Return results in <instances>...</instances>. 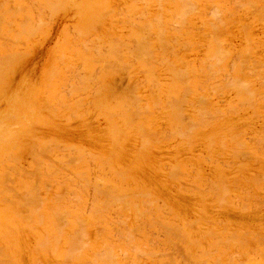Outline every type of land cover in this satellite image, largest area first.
Listing matches in <instances>:
<instances>
[{
    "label": "rangeland",
    "instance_id": "rangeland-1",
    "mask_svg": "<svg viewBox=\"0 0 264 264\" xmlns=\"http://www.w3.org/2000/svg\"><path fill=\"white\" fill-rule=\"evenodd\" d=\"M8 1L0 0L2 4H0L2 7L0 17L3 21L0 19V37L2 38V41L0 39V60L1 63L3 61L8 62H4L3 67L1 65L2 69L0 68L2 73H0L2 77L0 78V80L2 79L0 81V262L5 261L4 264H68V255L72 253L71 255L75 258L72 257L69 264H88L92 261L93 263L89 264H106V262L110 264V255L113 253L118 257L115 259L116 264H244L246 259L245 264L249 262L250 264H264V83L260 84L264 82V75H261L262 77L257 75L258 78L256 75L251 76L253 73L261 72L264 74V19H260L261 16L259 17L258 11L255 10L259 9L257 7L264 6L263 0L261 3L254 2L260 0H249V2L244 0L239 2V6L236 3L239 0H189L190 2L188 0L183 2H181L182 0H10L11 3ZM234 1L235 4H233ZM188 2L189 5L192 4L187 6ZM252 2L256 3L254 4L257 6L256 8L252 6ZM242 3L246 6H240ZM233 5L243 7V9L238 10L236 8L235 10ZM19 6H22L20 7L22 12H17ZM197 6L198 9L194 10V7ZM207 6L208 8H206ZM209 6L210 8L212 6V9H209ZM14 7H17L15 9L17 11L13 9ZM38 7L41 8L38 10ZM190 9H193L192 11L195 13ZM211 10L213 19L209 15ZM259 10L260 13L262 11L264 13L263 9L262 11ZM2 11L6 13L2 14ZM220 11L223 18L225 16L224 21L222 20L224 23L221 21L223 18H219ZM235 12L237 13L235 14ZM254 13L257 15L255 16ZM229 14L231 17H227ZM232 14L237 19L233 18ZM215 18L218 20L213 21ZM228 18L231 19L230 23ZM233 19H235L234 22ZM24 20L26 21V25L23 23L25 27L21 23ZM9 22H11V26ZM212 23L215 30L211 29ZM214 35L215 38H213ZM212 39L214 42H218L214 43ZM219 43H224L223 46L221 44L222 48ZM216 45L220 47L216 56L220 57L221 60V56L225 54L222 60L227 59L226 62L221 60L225 63L223 65L219 58L213 56L217 50L215 49ZM222 49L226 51H222ZM162 52L164 54H160ZM237 54L240 57L237 56L235 59L239 63L234 65L236 60L232 62V59ZM245 54L249 55L248 58ZM228 55L229 57L225 59ZM244 55V58L249 59L247 62L249 66H247L250 68H242L244 64L246 65V61H243ZM3 56H5V60ZM210 56L220 63L218 61L212 62L214 60L211 61ZM162 58L163 60L160 61ZM240 58L243 59V65L240 63ZM252 60L258 63H252ZM191 62L194 63L190 64ZM202 62L205 64L202 65ZM206 63L210 70L218 71L219 77L215 73L216 76L213 80L211 78L214 74H212L213 76L209 75L211 78L207 75L209 71L206 70L208 68ZM215 63L221 64L219 69L222 70H218L219 66L217 67V65L214 67ZM230 63L233 65V69H231ZM186 64L189 66H187L188 68H186ZM168 67L176 71L180 68L181 72L184 69L188 75L185 73L187 76H183L185 71L178 73L173 70L172 72L171 69L167 70ZM193 67L197 71L194 74L197 77H193L191 74L190 70H193ZM200 68L204 71L199 72L202 71ZM254 68L258 69L255 70ZM174 71L176 75H174ZM249 72L250 75H247ZM228 73L230 76L232 74L233 78H230ZM178 74L183 76H179L180 80L183 81V78L186 79L190 76L189 80H193V82L177 80ZM202 74L204 75L202 76ZM225 75L232 79V85L229 83L230 81L227 82L228 84L226 81L223 82L227 78ZM249 76L250 78H243ZM206 78H210L212 81L209 80L207 83L208 79ZM153 80L155 84L152 82ZM217 80L219 81L217 82ZM249 80L250 85L258 89L256 92L254 87L247 84L246 81ZM225 83L227 89H225ZM229 84L234 88L229 86L228 89ZM150 85H153L152 89L149 88ZM223 85L225 88L222 92ZM235 85H238L237 89ZM247 85L254 91L250 89L253 92L247 91L248 94L244 90L240 91L244 86V89L248 90ZM154 86L157 91L159 90L156 93ZM220 87L221 90L216 92ZM235 90L240 95L236 94V96ZM174 91L176 92L174 93ZM214 91L215 94L211 93ZM187 92L191 94L188 95ZM196 92L200 99H198L199 96ZM220 93L222 95H219ZM157 95L160 97L158 98ZM249 95L255 98L250 99ZM182 99L189 102L184 103ZM198 100L201 102H199L200 105ZM140 101L141 103L138 104ZM170 101L173 107L170 105ZM249 101L250 103L247 104ZM133 102L134 104H131ZM196 102L198 105H194ZM158 103L161 104V108ZM219 104H222L221 107ZM202 105L203 107H201ZM232 107H236V111ZM203 108H206L205 111H209L212 115L205 113ZM153 109L155 110L153 111ZM217 109L221 113L217 114ZM132 111L136 114H142L141 117L140 114L139 116L133 115ZM142 112L151 114L143 115ZM129 113L132 115L126 116ZM198 115L201 120L206 117L207 120L204 123H207L202 124L204 128L202 129V122L197 121L200 125L197 124L191 130L192 124L190 123L194 122L193 125L195 126V120H199ZM211 124L214 125L211 127ZM198 126L200 127L198 128ZM177 127H181V129ZM140 131L142 136L146 137L143 138V142H150L148 146L144 147L141 144L143 139H140L142 138L139 135ZM175 131L176 133H174ZM153 133L155 134L152 135ZM223 138L226 139L224 142ZM149 139L151 140L149 141ZM233 140L234 142H231ZM34 143L36 144L34 145L35 149ZM49 150L51 151L48 152ZM79 151L81 152L79 153ZM74 154L75 156H73ZM16 155L18 158L15 157ZM38 155H42L44 158L38 157ZM45 158H49V161ZM73 159H77L74 163L78 161L80 163L73 164ZM99 159L101 160L99 161ZM35 165H41L38 167L39 170L37 166L35 168ZM173 165L181 168L183 166L185 171L181 169L182 174H178L180 168L175 166L176 169ZM172 166L175 169L172 168L171 170ZM19 169L24 170L20 171ZM39 171L41 175L44 173L46 175L41 176ZM168 171H171L172 175L171 173L170 175L173 178ZM16 172H18V176ZM26 172H33L32 175L34 176ZM68 172L72 175H69ZM34 173L41 176L38 177L40 183ZM82 173L85 175H81ZM74 177L80 180L77 181ZM84 178L88 180L87 188L84 187ZM121 178L125 181H122ZM126 178L131 179L126 180ZM35 181L40 184L38 185L39 188H36L37 191L34 188L31 192L33 185L37 186ZM62 185L66 187L64 193L67 194L68 192L69 195L62 194L65 191ZM92 186L96 192H99V195L96 196L98 193L93 191ZM82 188L85 190L84 192ZM100 190H103L102 195H100ZM92 191L94 195L93 193L90 194ZM22 192L25 194L23 195ZM37 192V196L39 195L38 198H41L42 202L39 201L40 199L36 200L31 196L32 194L36 195ZM60 192L64 197L61 196V202L58 201L60 196L55 198L59 203H54L53 197L60 195ZM108 193L117 198L121 196L120 200L124 194L122 202L127 204L128 201L129 204L125 206L126 204L122 202L118 203L120 200L116 201L119 204L116 205L121 208L116 207L115 209L116 205L112 204L115 203L114 200L116 199L107 197L106 194ZM14 194L18 196L15 197ZM134 194L137 196L138 194H145L146 197L143 199L146 198V201L149 202L148 205L144 203L142 205L143 199L140 197L135 198L136 201L134 197L137 196H132ZM50 195L52 196L50 197ZM130 195L131 197H129ZM79 196L80 201L83 200L81 204H78L80 202L78 200L73 201ZM31 197L39 202H33ZM44 198H47L48 201ZM22 199L30 200L27 204H23L24 200ZM95 199L97 201L94 202ZM49 200L54 203V206ZM111 200L112 204L110 203ZM30 201L34 205L32 208L29 207L32 204ZM108 201V205L112 206L105 205ZM91 202L93 206L89 204ZM153 202L155 205L152 204ZM39 203L43 204V207ZM37 204L41 207H39L40 209L35 207L38 206ZM103 205L106 206L105 211H107L106 208L112 211L105 212L103 209L100 212L97 210L99 213L94 211L95 216H92L93 211L89 212L91 209L89 207L92 206L96 210L102 209L101 206ZM144 205H147V208L153 207L154 211L158 207L156 214H149ZM126 207L130 211L125 212L128 215L120 214L123 208L125 209L123 211L127 210ZM134 207L142 212H147L149 215H134ZM63 209L65 216L62 215V217L65 218L60 215L64 214L62 213ZM35 211L38 215L34 213ZM53 212L55 214L60 212L58 214L60 217L56 218L57 216L55 217ZM66 212L69 213L68 216ZM126 215L128 219L130 218L129 220ZM24 216L30 217L31 220L27 217V220L30 221L25 222ZM39 216L43 218L41 219ZM134 216L144 218L141 217L142 220L140 221L141 218L138 217L139 219H137ZM79 217L82 218V222L87 220L85 222L87 227L83 225L84 222L82 224L81 220L78 221ZM13 218L14 220H12ZM55 218L59 222L64 219L65 223H68L67 226L63 224L64 221H61L65 228L57 227L56 223L60 224ZM125 218L128 220V226L126 221L124 224L123 219ZM143 219L147 220L148 227H146V221ZM120 221L121 223L123 221L122 226L118 224ZM152 223H157L156 226H158H153L155 224ZM150 226L154 227V230ZM59 228L63 231V234L60 232L62 234L60 236H58L60 233L57 234ZM133 228H136L137 231H134ZM21 230L23 231L20 232ZM99 230H103L102 233L105 236L102 233L100 234L102 236L98 235ZM74 232L75 235H73ZM117 232L125 238L117 241L121 238ZM123 232L127 233L124 234ZM80 233L82 239L87 238V235L88 239L84 240V238L82 241L81 239H77L78 241L74 239L75 237L78 238ZM44 234L47 239H44ZM127 234H130L129 236L133 239L126 240ZM55 237L57 242L61 238V242L56 244ZM72 239L76 241L71 242L74 247L75 244L80 242L83 244L84 241H88L90 244L86 245L85 242V247L78 244L80 245H77L79 249L77 246L71 248L70 240ZM46 240L50 244L49 246L46 244L50 250L46 246H44L45 249H42L43 244L41 243L45 244ZM130 240L131 242L134 241L131 243ZM150 241L151 244H149ZM69 243L70 245H68ZM104 244L112 249L110 255L106 254L107 250L110 252L109 249H102L105 247ZM110 245H114L113 247L116 249ZM172 245H177L179 251ZM68 246L67 250L66 247ZM132 246L137 252L132 251ZM83 247L85 250L83 249L82 252L80 249ZM87 248L88 250H86ZM72 249H76V251ZM78 251H81L82 254ZM32 252L38 255L32 254ZM75 252L78 253L75 254ZM127 252L129 253L127 254ZM66 253H68L67 256ZM105 254L109 255L110 261L106 259ZM78 255L80 257L77 259L76 256ZM120 255L126 257L124 262ZM137 256H140V259L136 258ZM250 258L254 262H251ZM64 259L66 260L64 261ZM99 259H105L106 262L105 260H103L105 263L101 262ZM118 259L119 261H117ZM2 262L1 264H3Z\"/></svg>",
    "mask_w": 264,
    "mask_h": 264
},
{
    "label": "bare ground",
    "instance_id": "bare-ground-1",
    "mask_svg": "<svg viewBox=\"0 0 264 264\" xmlns=\"http://www.w3.org/2000/svg\"><path fill=\"white\" fill-rule=\"evenodd\" d=\"M9 1H10V0H9ZM9 1H8V2H9ZM45 1H46V0H45ZM163 1H164V0H163ZM183 1H184V0H182L181 2H183ZM188 1H189V0H188ZM191 1H192V0H191ZM240 1L243 2L244 0H239L238 2H236V3H238V6H239V2H240ZM247 1L249 2V0H247ZM4 2L7 3L6 1H4ZM11 2H12V1H10V3H11ZM189 2H190V1H189ZM189 2H188V5H187V6H190V5L192 4V3H191V4L189 5ZM245 2H246V1H245ZM254 2H256V3H259V2H260V3H261V0L258 1V2H257V1H254ZM193 3H194V2H193ZM250 3H251V1H250ZM256 3H253V2H252V4H253L252 6L255 7V8H256L257 6H256V5L254 6V4H256ZM262 3H263V5H264V0L262 1ZM0 4H1V3H0ZM33 4H34V2H33ZM186 4H187V2H186ZM186 4H185V5H186ZM233 4H235V1L233 2ZM1 5H2V4H1ZM34 5H36V4H34ZM181 5H182V4H181ZM242 5H243L244 7L246 6V4L244 5V3H242L240 6H242ZM247 5H251V4H247ZM39 6H40V5H39ZM195 6H196V5H195ZM233 6H235V10H236V8H237L238 10L243 9V7L241 8V7H238V6H236V5H233ZM17 7H18V6H17ZM17 7H16V8H17ZM20 7H22V6H19V11L15 10V9H16L15 7H14L13 9H14L15 11H17V12H22V11H20ZM41 7H43V5H41ZM41 7H40V8H41ZM191 7H192V6H191ZM214 7H216V6H214ZM261 7H264V6H261ZM261 7H257V8L261 9V11H262V9L264 10V8H261ZM40 8L38 7V10H39ZM158 8H159V7H158ZM180 8H181V7H180ZM185 8H186V7H185ZM206 8H208V6H207ZM240 8H241V9H240ZM0 9H2V7H0ZM21 9H22V8H21ZM42 9H43V8H42ZM195 9H198V6H197L196 8L194 7V10H195ZM209 9H212V6H211V8H210V6H209ZM213 9H214V8H213ZM259 9H255V10H256V12L258 11V15H259V17L261 16L260 19L262 18V20H263V19H264V16L262 17V15H263L264 13H263V11H262V12H261L262 15H261ZM182 10H183V9H182ZM190 10L192 11L193 9H190ZM214 10H215V9H214ZM217 10H218V8H217ZM226 10H227V9H226ZM226 10H224V11L227 12ZM252 10H253V9H252ZM252 10H251V11H252ZM255 10H254V11H255ZM24 11H25V9H24ZM222 11H223V10H222ZM8 12H9V11H8ZM13 12H14V11H13ZM43 12H44V11H43ZM43 12H42V13H43ZM45 12H46V11H45ZM188 12H189V13H192L193 11H192V12L188 11ZM198 12H199V11H198ZM198 12H196V13H198ZM211 12H212V10L209 12V13H210L209 15L212 16V19H213L214 16H213V14H212ZM214 12H215V11H214ZM220 12H221V11H220ZM238 12H239V11H238ZM5 13H6V12H5ZM5 13H3V11H2V14H5ZM185 13H186V12H185ZM193 13H195V12H193ZM193 13H192V14H193ZM218 13H219V11H218ZM236 13H237V12H235V14H236ZM239 13H240V12H239ZM252 13H253V11L251 12V14H252ZM259 13H260V14H259ZM37 14H39V13H37ZM159 14H160V12H159ZM211 14H212V15H211ZM227 14H228V12H227ZM254 14H255V16L257 15V13H254ZM43 15H44V14H43ZM209 15H208V16H209ZM221 15H222V12H221L220 15H219L220 17H219V16H218V17H219V18H221V17L223 18V15H222V16H221ZM232 15H233V14H232ZM252 15H253V14H252ZM228 16L231 17L230 14L227 15V17H228ZM23 17H26V16H23ZM29 17H31V16H29ZM37 17H38V16H37ZM42 17H44V16H42ZM157 17H158V16H157ZM216 17H217V16H216ZM230 17H229V18H230ZM232 17L234 18L235 16L233 15ZM38 18H39V17H38ZM159 18H160V17H159ZM185 18H186V17H185ZM224 18H225V16H224ZM224 18L221 19V21H222V20L224 21ZM229 18H228V20H229ZM235 18H236V17H235ZM0 19H1V21H2V18H1V17H0ZM174 19H175V18H174ZM236 19H237V18H236ZM22 20H23V19H22ZM178 20H179V19H178ZM216 20H218V18H217V19L215 18L213 21H216ZM230 20H231V19H230ZM230 20H229V23H230ZM18 21H19V20H18ZM31 21H32V20H31ZM223 21H222V22H223ZM232 21L234 22L235 19H233ZM2 22H3V21H2ZM218 22H220V21H218ZM21 23H22V25H23V23H25V25H26V21H25V20L22 21ZM30 23H31V22H30ZM159 23H160V22H159ZM223 23H224V22H223ZM223 23H222V24H223ZM229 23H228V24H229ZM2 24H3V23H2ZM161 24H162V23H161ZM180 24H181V23H180ZM196 24H197V23H196ZM218 24H220V23H218ZM222 24H221V26H222ZM9 25L11 26V22H9ZM9 25H7V26H9ZM202 25H203V24H202ZM224 25H226V24H224ZM261 25H262V24H261ZM10 26H9V28H11ZM23 26H24V25H23ZM31 26H32V25H31ZM33 26H34V25H33ZM177 26H178V25H177ZM187 26H188V25H187ZM210 26H211V29H212V28H213V27H212V26H213V23H212V25H210ZM241 26H242V25H241ZM21 27H22V26H21ZM24 27H25V26H24ZM178 27H179V26H178ZM180 27H181V26H180ZM183 27H185V26H183ZM160 28H161V27H160ZM176 28H177V27H176ZM200 28H201V27H200ZM216 28H218V27H216ZM29 29L32 30L30 27H29ZM139 29H140V28H139ZM189 29H193V28H189ZM213 29H214V28H213ZM242 29H243V31H244V28H242ZM34 30H35V29H34ZM34 30H33V31H34ZM170 30H171V29H170ZM195 30H197V29H195ZM201 30H203V29H201ZM214 30H215V29H214ZM10 31L13 32L14 30H10ZM10 31H9V32H10ZM164 31H165V30H164ZM175 31H176V30H175ZM246 31H247V30H246ZM27 32H28V31H27ZM177 32H178V31H177ZM163 33H164V32H163ZM243 33H244V32H243ZM14 34H15V33H14ZM19 34H20V32H19ZM19 34H18V35H19ZM213 34H214V31H213ZM162 36H163V35H162ZM180 36H181V35H180ZM160 37H161V36H160ZM215 37H216V36L214 35L213 38H215ZM0 39H1V41H2V38H1V37H0ZM3 39H4V38H3ZM6 39H7V38H6ZM174 39H175V37H174ZM163 40H164V39H163ZM212 40H213V39H212ZM247 40L250 41V39H247ZM3 41H4V40H3ZM164 41H165V40H164ZM164 41H163V42H164ZM170 41H171V40H170ZM176 41H177V40H176ZM6 42H7V41H6ZM15 42H16V41H15ZM137 42H138V41H137ZM147 42H148V41H147ZM213 42H214V40H213ZM215 42H218V41H215ZM215 42H214V43H215ZM3 43H4V42H3ZM17 43H18V41H17ZM168 43H169V42H168ZM18 44H19V43H18ZM141 44H142V43H141ZM195 44H196V42H195ZM221 44H222V43H221ZM221 44L219 43L220 47L222 48V46H223L224 43L222 44V46H221ZM249 44H250V43H249ZM249 44H248V45H249ZM3 45H5V44H3ZM19 45H20V44H19ZM193 45H194V44H193ZM193 45H192V47H193ZM217 45H218V44H217ZM217 45H216V48H215V49H217V50H216V51L214 50V51H215V55H213V56H216V52H218V51L220 50V47L217 46ZM251 45H252V44H251ZM147 46H148V45H147ZM162 46H163V45H162ZM197 46H200V45H197ZM143 47H144V46H143ZM179 47H180V46H179ZM203 47H204V46H203ZM183 48H184V47H183ZM183 48H182V49H183ZM185 48H186V47H185ZM201 48H202V47H201ZM201 48H200V49H201ZM168 49H169V48H168ZM190 49H191V47H190ZM190 49H189V50H190ZM202 49H203V48H202ZM229 49H231V48H229ZM250 49H253V48H250ZM171 50H172V49H171ZM189 50H188V51H189ZM212 50H213V47H212ZM223 50H224V49H222V51H223ZM222 51H220V53H222ZM224 51H226V50H224ZM229 51H230V50H229ZM232 51H233V50H232ZM249 51H250V50H249ZM186 52H187V51H186ZM227 52H228V50H227ZM11 53H12V52H11ZM140 53H141V52H140ZM147 53H148V52H147ZM169 53H170V52H169ZM223 53H225V52H223ZM247 53H248V52H247ZM15 54H16V53H15ZM15 54H14V57H15V59H16ZM142 54H143V53H142ZM151 54H152V53H151ZM160 54H164V53L162 52V53H160ZM212 54H214V53H212ZM212 54H211V55H212ZM217 54H219V53H217ZM229 54H230V53H229ZM248 54H249V53H248ZM248 54H247V55L245 54L247 58H248V56H249ZM148 55H150V54H148ZM174 55H176V54L174 53ZM230 55H232V54H230ZM245 55L243 56V58L245 57ZM159 56H160V55H159ZM219 56H221V55L219 54ZM223 56H225V54H224ZM223 56H221V60H222V58H224ZM237 56L240 57V55L237 54L236 56H234V59L231 58V59H232V62H233L234 60H236L235 57L237 58ZM6 57H7V56H6ZM175 57H177V55H176ZM207 57H208V56H207ZM216 57H217V56H216ZM216 57H215V58H216ZM227 57H229V55L226 56L225 59H226ZM3 58H4V60L6 59L5 56H3ZM163 58H164V57H163ZM163 58H162L160 61H162ZM197 58H198V57H197ZM218 58H219V60H220V57H217V59H218ZM241 58H242V57H241ZM241 58H240V59H241ZM247 58H244V60L241 59V61H240V63H241L242 65H243L242 60H243V61H246V62H245L246 65L244 64V67H243L242 65L239 64L240 66H242L243 69H246L245 67L250 68V67H248V66H249V65H248L249 63L247 64V62H248V60H249V59H247ZM250 58H251V57H250ZM12 59H13V58H12ZM151 59H152V58H151ZM153 59H154V58H153ZM164 59H165V58H164ZM207 59H209V57H208ZM217 59L214 60V59L210 56V60H211V61L214 60V61H212V62H215V61L217 62V61H218ZM2 60H3V59H2ZM16 60H17V59H16ZM168 60H169V59H168ZM205 60H206V59H205ZM210 60H209V61H210ZM221 60H220V61H221ZM226 60H227V59H226ZM226 60H222V61H225V62H226ZM238 60H239V59H238ZM146 61H147V60H146ZM152 61H153V60H152ZM206 61H208V60H206ZM211 61H210V63H211ZM222 61H221V62H222ZM1 62H2V61L0 60V68H1V65H2V67H3V65H4L5 63H8L7 61H6V62L3 61V63L5 62L4 64L1 63ZM163 62H164V61H163ZM180 62H182V61H180ZM218 62H219V61H218ZM230 62H231V61H230ZM232 62H231V63H232ZM235 62H236V63H234V65H236L237 62L239 63V61H237V60H236ZM251 62H252V63H253V62L258 63V62L253 61V60H252ZM160 63H162V62H160ZM186 63L188 64V62H186ZM192 63H194V62H191L190 64H192ZM203 63L205 64V62H202V65H203ZM219 63H220V62H219ZM219 63H217V64L215 63V66H214V67H216V65H217V67L219 66V67H218V70H222V69H219V68H220L221 64L223 65L224 62H222L221 64H219ZM231 63H230V64H231ZM252 63H251V64H252ZM260 63H261V62H260ZM163 64H164V63H163ZM171 64H172V62H171ZM187 64H186V68L189 67ZM190 64H189V65H190ZM206 64H207V63H206ZM218 64H219V65H218ZM224 64H225V63H224ZM232 64H233V63H232ZM232 64L230 65L231 67L233 66ZM160 65H161V64H160ZM180 65H181V64H180ZM199 65H200V64H199ZM210 65H211V64H210ZM239 65H238V66H239ZM247 65H248V66H247ZM260 65H261V64H260ZM187 66H188V67H187ZM206 66L208 67V64H207ZM240 66H239V67H240ZM151 67H152V66H151ZM174 67H175V66H174ZM190 67H191V66H190ZM203 67H204V66H203ZM231 67H230V68H231ZM184 68H185V67H184ZM191 68H192V67H191ZM1 69H2V68H1ZM169 69H171L172 72H173V70H175V69H172V68H169V67H168L167 70H169ZM179 69H180V68H179ZM179 69H177L178 71H176V70H175V71L179 73V71L181 70V69H180V70H179ZM201 69H202V68H200V70H201ZM207 69H208V70H207ZM211 69H212V68H211ZM216 69H217V68H216ZM231 69H233V67H232ZM231 69H230V70H231ZM243 69H242V70H243ZM254 69L256 70V69H258V68H254ZM206 70L209 71L208 74H207L208 76H209V75L211 76L212 74H214V76L212 75V76H213L212 78L209 76L211 79H213V78L216 76V74H217V75L219 74L218 71H217V72H214L213 69L210 70V67L206 68ZM242 70H241V71H242ZM247 70H248V69H247ZM251 70H253L252 67H251ZM260 70H261V69L259 68V71H260ZM175 71H174V72H175ZM184 71H185V72H184ZM190 71H191V74H193V75H192L193 77L196 76V75H194V74L197 73V71L194 70V67H193V70L191 69ZM194 71H195V72H194ZM203 71H204V70L202 69V71H199V72H203ZM210 71H211L212 73H211ZM231 71H232V70H231ZM231 71H229V73H231ZM249 71H250V69H249ZM176 72L174 73V75H176ZM183 72H184V75H183V76H187V75H188V73H187L186 70L183 69L182 72L180 71V73H183ZM193 72H194V73H193ZM213 72H214V73H213ZM222 72L224 73V71H222ZM253 72H254V71H253ZM253 72H252V73H253ZM262 72H263V71H262ZM0 73H1V72H0ZM185 73H186L187 75H186ZM215 73H216V74H215ZM229 73H228V74H229ZM260 73H261V72H260ZM260 73H258V74L253 73V75L251 74V76H254V75H256V76H257V75H259V76L262 75V76H263V75H264V74H262V73L260 74ZM1 74H2V73H1ZM171 74H172V73H171ZM240 74H242V72H240ZM152 75H153V74H152ZM203 75H204V74H202V76H203ZM247 75H250V72H249V74H247ZM247 75H246V76H247ZM7 76H8V75H7ZM79 76H80V75H79ZM179 76H182V75H179V74H178V78H177V76H175V77L177 78V80L182 81V79H181V80L179 79ZM183 76H182V77H183ZM202 76H201V77H202ZM226 76H227V78H226ZM229 76H230V74H229ZM229 76H228V75H225L226 80H224V79H225V78H224V79H223V80H224L223 82H225V81H226V83L229 82V81H230L229 83L233 82L232 79H230V78H233L232 74H231L230 78H229ZM243 76H244V75H243ZM262 76H261V77H262ZM170 77H171V76H170ZM170 77H169V78H170ZM182 77H181V78H182ZM189 77H190V76H188V78L185 77L186 79L183 78V81H182V82H184V81H185V82L188 81V80L191 78V77H190V78H189ZM196 77H197V76H196ZM201 77H200V78H201ZM218 77H219V75H218ZM261 77H260V78H261ZM0 78H2V77L0 76ZM82 78H84V77H82ZM202 78H204V77H202ZM210 78H206V79H208V81L206 80L207 83L209 82ZM243 78H250V76H249V77H243ZM243 78L241 77V79H243ZM257 78H258V76H257ZM257 78H256V80H259V79H257ZM84 79H85V78H84ZM154 79H155V78H154ZM229 79H230V80H229ZM1 80H2V79H1ZM1 80H0V81H1ZM155 80H156V79H155ZM213 80H214V79H213ZM227 80H228V81H227ZM234 80H235V79H234ZM5 81H6V80H5ZM189 81H191V80H189ZM189 81H188V83H189ZM206 81H204V82H206ZM210 81H212V80H210ZM218 81H219V80H217V82H218ZM260 81L262 82L261 79H260ZM263 81H264V78H263ZM139 82H142V81H139ZM145 82H146V81H145ZM152 82L154 83V80H153ZM177 82H178V81H177ZM191 82H193V80H192ZM246 82H247V84H249V86H251V85H250V80H249V81H246ZM248 82H249V83H248ZM207 83H206V84H207ZM226 83H225L226 88L224 87L225 85H223L222 90H221V87H220V89H217V88H218V87H217V88H216V89H217L216 92H218V90H221V91L223 92V91H224V88L227 89V84H228V83H227V84H226ZM263 83H264V82H262V83H260V84L262 85ZM83 84H84V83H83ZM86 84H87V83H86ZM135 84H136V83H135ZM154 84H155V83H154ZM154 84H153V85H154ZM176 84H177V83H176ZM184 84H186V83H184ZM191 84H192V83H191ZM204 84H205V83H204ZM234 84H235V83H234ZM237 84H238V83H237ZM251 84H252V83H251ZM260 84H259V88H260ZM69 85H70V84H69ZM153 85H152V86L150 85L149 88H151V87L153 88ZM181 85H182V84H181ZM187 85H188V84H187ZM231 85H232V83H231ZM244 85H246V83H244ZM256 85H257V84H256ZM6 86H7V85H6ZM73 86H74V85H73ZM157 86H158V84H157ZM229 86H230V84L228 85V89H229L230 87H231L232 89L234 88V86H233V87H232V86L229 87ZM235 86H236V85H235ZM247 86H248V85H247ZM247 86H246V88H247ZM249 86H248V88H249ZM176 87H177V86H176ZM188 87H190V86H188ZM202 87H203V86H202ZM237 87H238V85L236 86V89H237ZM239 87H241V86H239ZM244 87H245V86H244ZM244 87H243V89H241L240 91L244 90V91H246V93L248 94L247 91H250L251 88H249V89L247 90V89H244ZM251 87H254V86L252 85ZM69 88H70V87H69ZM152 88H151V89H152ZM154 88H155V90H156L155 93L159 91V90L157 91V89H156L155 86H154ZM203 88H204V87H203ZM209 88H210V87H209ZM241 88H242V87H241ZM254 88H255V87H254ZM186 89H187V88L185 87V90H186ZM212 89L214 90V88H212ZM212 89H211V90H212ZM256 89H257V88H255V92H256ZM173 90H174V88L172 89V91H173ZM176 90H177V89H176ZM185 90H184V91H185ZM200 90H201V89H200ZM200 90H199V92H200ZM213 90H212V91H213ZM230 90H231V89H230ZM251 90H253V89H251ZM257 90H258V89H257ZM109 91H110V90H109ZM150 91H151V90H150ZM253 91H254V90H253ZM253 91H250V92H253ZM175 92H176V91H174V93H175ZM177 92H178V91H177ZM231 92H232V91H231ZM71 93H72V92H71ZM168 93H169V92H168ZM187 93H188V95H190V94L193 93V92L191 91V93H190V92H187ZM203 93H204V90H203ZM211 93H214V94H215V91H214V92H211ZM263 93H264V92H263ZM263 93H262V94H263ZM150 94H151V93H150ZM196 94L198 95L197 92H196ZM236 94H239V93H237L236 90H235V95H236ZM68 95H69V94H68ZM127 95H128V93H127ZM151 95H152V94H151ZM185 95H186V94H185ZM216 95H218V94H216ZM219 95H222V94L220 93ZM239 95H240V94H239ZM242 95H243V93H242ZM253 95H254V94H253ZM157 96H158V95H157ZM195 96H196V95H195ZM198 96H199V95H198ZM202 96H203V95H202ZM206 96H207V94H206ZM236 96H237V95H236ZM249 96H250V95H249ZM254 96H256V95H254ZM159 97H160V95L158 96V98H159ZM250 97H251L250 99H254V98H255V97L253 98L252 96H250ZM167 98H168V97H167ZM187 98H188V97H187ZM187 98H186V99H187ZM219 98H220V96H219ZM245 98H246V97H245ZM262 98H263V97H262ZM130 99H131V98H130ZM130 99H129V100H130ZM136 99H137V98H136ZM154 99H155V98H154ZM171 99H172V98H171ZM186 99H185V100H186ZM198 99H200V96H199ZM203 99H204V98H203ZM203 99H201V100H203ZM208 99H209V98H208ZM246 99H247V98H246ZM250 99H249V100H250ZM260 99H261V97H260ZM132 100H133V99H132ZM134 100H135V99H134ZM173 100H174V99H173ZM173 100H172V101H173ZM205 100H206V99H205ZM209 100H210V99H209ZM211 100H212V99H211ZM261 100H262V99H261ZM67 101H68V100H67ZM153 101H154V100H153ZM156 101H157V100H155V102H156ZM180 101H181V100H180ZM182 101L185 103L187 100L184 101V100L182 99ZM247 101H248V99H247ZM250 101H253V100H250ZM250 101L247 102V104L250 103ZM263 101H264V100H263ZM130 102H131V101H130ZM135 102H136V101H135ZM161 102H162V101H161ZM183 102H182V103H183ZM188 102H189V101H187V103H188ZM197 102L199 103L200 100H198ZM197 102H196L194 105H196V104L198 105ZM204 102H205V101H204ZM140 103H141V101H140L138 104H140ZM156 103H157V102H156ZM175 103H176V102H175ZM187 103H186V104H187ZM191 103H192V102H191ZM191 103H190V104H191ZM200 103H201V102H200ZM200 103H199V105H200ZM202 103H203V101H202ZM251 103H252V102H251ZM126 104H127V103H126ZM131 104H134V102L131 103ZM138 104H137V105H138ZM159 104H160V103H158V106H160V108H161V104H160V105H159ZM205 104H206V103H205ZM152 105H156V104H152ZM170 105L172 106L171 101H170ZM219 105H220V104H219ZM221 105H222V104H221ZM221 105H220V107H221ZM254 105H255V104H254ZM254 105H253V106H254ZM145 106H146V105H145ZM167 106H168V105H167ZM167 106H166V107H167ZM171 106H170V108L173 107V106H172V107H171ZM176 106H177V105H176ZM178 106H179V105H178ZM178 106H177V107H178ZM191 106H192V104H191ZM191 106H190V107H191ZM241 106H242V105H241ZM136 107H137V106H136ZM168 107H169V106H168ZM201 107H203V105H202ZM214 107H215V106H214ZM124 108H126V107H124ZM130 108H131V107H130ZM134 108H135V106H134ZM141 108H142V107H141ZM157 108H158V107H157ZM195 108H196V107H195ZM135 109H136V108H135ZM143 109H145V108H143ZM143 109H141V110H143ZM148 109H150V108H148ZM201 109H202V108H201ZM203 109H204V108H203ZM205 109H206V108H205ZM205 109H204V112H205V113H209V111H205ZM230 109H231V108H230ZM232 109H233V110L235 109L234 111H236L237 108H236V107H235V108L232 107ZM126 110H127V109H126ZM150 110H151V109H150ZM154 110H155V109H153V111H154ZM169 110H171V109H169ZM199 110H200V109H199ZM206 110H207V109H206ZM241 110H242V109H241ZM130 111H131V109H130ZM130 111H129V112H130ZM138 111H139V110H138ZM158 111H160V110H158ZM200 111H201V110H200ZM202 111H203V110H202ZM216 111H217V114L220 112L218 109H217ZM216 111H215V112H216ZM234 111H233V112H234ZM121 112H122V111H121ZM126 112H127V111H126ZM132 112H133V111H132ZM139 112H140V111H139ZM147 112H148V111H147ZM195 112H197V111H195ZM227 112H230V111H227ZM253 112H254V111H253ZM142 113H144L143 115L151 114V113H146V112H142ZM180 113H181V112H180ZM220 113H221V112H220ZM222 113H223V112H222ZM236 113H237V112H236ZM132 114L134 115V114H136V113L133 112ZM132 114L129 113V114H126V116H127V115L129 116V115H132ZM139 114H140V113L136 114V116H139ZM177 114H178V113H177ZM210 114H211V113H209V115H210ZM215 114H216V113H215ZM234 114H235V113H234ZM141 115H142V114H140V117H141ZM179 115L181 116V114H179ZM211 115H212V114H211ZM222 115H223V114H222ZM222 115H219V116L222 117ZM253 115H255V114H253ZM72 116H73V115H72ZM124 116H125V115H124ZM126 116H125V119H126ZM196 116H197V115H196ZM206 116L208 117V115H206ZM213 116H214V115H213ZM130 117H131V116H130ZM188 117H189V116H188ZM215 117L217 118V116H215ZM215 117H214V118H215ZM253 117H255V116H253ZM122 118H123V117H122ZM131 118H132V117H131ZM131 118H129V119H131ZM137 118H138V117H137ZM190 118H191V117H190ZM194 118H195V117H194ZM199 118H200V117H199V115H198V119H199ZM216 118H215V120H216ZM225 118H227V117H225ZM132 119H133V118H132ZM209 119H210V117H209ZM209 119H208V122H209ZM218 119L220 120V118H218ZM222 119H223V118H222ZM74 120H75V119H74ZM186 120H187V119H186ZM191 120H192V119H191ZM199 120H201V119H199ZM199 120H195V121H196V122H195V126L193 125L194 122L190 123V124H192L191 127H190L191 130H193V128L196 127V125L198 124V122H202V123H201V126H202L201 128L204 129L202 124H206V123H207V122L204 123V122L207 120L206 117H205L203 120H201V121H199ZM129 121H130V120H129ZM197 121H198V122H197ZM212 121H213V118H212ZM180 122H181V121H180ZM186 122H187V121H186ZM189 122H190V121H189ZM182 123H183V122H182ZM209 123H210V122H209ZM217 123H218V122H217ZM183 124H184V123H183ZM188 125H189V124H188ZM198 125H200V123H199ZM213 125H214V124H213ZM213 125L211 124V127H212ZM139 127H140V126H139ZM184 127H185V126H184ZM186 127H187V125H186ZM192 127H193V128H192ZM199 127H200V126H198V128H199ZM127 128H128V127H127ZM177 128H178V129H179V128L181 129V127H177ZM190 128H189V129H190ZM191 130H190V131H191ZM137 131H138V130H137ZM141 131H142V130H141ZM141 131H140V134H139V135L142 136L143 134L141 133ZM179 131H181V130H179ZM184 131H185V129H184ZM145 132H146V131H145ZM157 133H158V132H157ZM172 133H173V132H172ZM174 133H176V131H175ZM181 133H182V131H181ZM184 133H185V135H186V132H184ZM184 133H183V134H184ZM148 134H149V132H148ZM154 134H155V133H153L152 135H154ZM240 134H242V133H240ZM144 135H146V134H144ZM156 135H157V134H156ZM173 135H174V134H173ZM175 135H176V134H175ZM175 135H174V136H175ZM179 135H180V133H179ZM185 135H184V136H185ZM236 135H237V134H236ZM247 135H249V134H247ZM161 136H163V135H161ZM188 136H189V135H188ZM238 136H239V135H238ZM138 137H139V136H138ZM182 137H183V135H182ZM182 137H181V138H182ZM223 137H224V136H223ZM143 138H146V137L142 136V138H140V139H143ZM148 138H149V136H148ZM169 138H170V137H169ZM179 138H180V137H179ZM45 139H46V138H45ZM159 139H161V138H159ZM187 139H188V138H187ZM218 139H219V138H218ZM223 139H224V140H223ZM223 139H222V140H223V142H224L226 139H225V138H223ZM237 139H238V138H237ZM262 139H263V138H262ZM23 140H24V139H23ZM145 140H146V139H145ZM150 140H151V139H149V141H150ZM155 140H156V139H155ZM157 140H158V138H157ZM165 140H166V139H165ZM167 140H168V139H167ZM230 140H231V139H230ZM143 141H144V139L142 140V142H143ZM153 141H154V139H153ZM159 141H160V140H159ZM216 141H217V140H216ZM221 142H222V141H221ZM231 142H234V140L231 141ZM136 143H137V142H136ZM140 143H141V142H140ZM254 143H255V142H254ZM51 144H52V143H51ZM141 144H143L144 147H145V146H148V145L150 144V142L148 143V141H146V142H143V143H141ZM219 144H221V143L219 142ZM223 144H224V143H223ZM229 144H230V143H229ZM239 144H240V143H239ZM262 144H263V143H262ZM31 145H32V144H31ZM34 145H36V144H35V143L33 144V147H34V149H35V146H34ZM49 145H50V144H49ZM169 145H170V144H169ZM225 145H226V143H225ZM245 145H246V144H245ZM23 146H24V145H23ZM29 146H30V145H29ZM50 146L53 147L52 145H50ZM55 146H56V145H55ZM81 146H82V145H81ZM141 146H142V145H141ZM141 146H140V147H141ZM238 146H239V145H238ZM258 146H259V145H258ZM261 146H262V145H261ZM61 147H62V146H61ZM136 147H137V146H136ZM140 147H138V148H140ZM224 147H225V146H224ZM245 147H246V146H245ZM13 148H14V147H13ZM29 148H30V147H29ZM142 148H143V146H142ZM225 148H226V147H225ZM240 148H241V147H240ZM246 148H247V147H246ZM246 148H245V149H246ZM262 148H263V147H262ZM21 149H22V148H21ZM24 149H25V148H24ZM36 149H37V148H36ZM44 149H45V148H44ZM55 149H57V148H55ZM59 149H61V148H59ZM71 149H72V148H71ZM227 149H228V148H227ZM62 150H63V149H62ZM65 150H66V148H65ZM237 150H239V149H237ZM46 151H47V150H46ZM50 151H51V150H49L48 152H50ZM58 151H60V150H58ZM63 151H64V150H63ZM69 151H70V150H69ZM23 152H24V151H23ZM26 152H27V151H26ZM70 152H71V151H70ZM80 152H81V151H79V153H80ZM140 152H141V151H140ZM246 152H247V151H246ZM21 153H22V152H21ZM37 153H38V152H37ZM71 153H72V152H71ZM88 153H89V152H88ZM27 154H28V153H27ZM36 155H37V154H36ZM58 155H59V154H58ZM236 155H237V154H236ZM251 155H252V154H251ZM253 155H254V154H253ZM8 156H9V155H8ZM28 156H29V155H28ZM33 156H34V155H33ZM39 156L42 157V155H38V157H39ZM45 156H46V155H45ZM64 156H65V155H64ZM64 156H63V157H64ZM73 156H75V154H74ZM15 157L18 158L17 155H16ZM31 157H32V156H31ZM46 157H47V156H46ZM88 157H89V155H88ZM35 158H37V157H35ZM42 158H44V156H43ZM81 158H82V156H81ZM93 158H94V157H92V159H93ZM237 158H238V157H237ZM7 159H8V158H7ZM45 159H47V158H45ZM48 159H49V158H48ZM48 159H47V160H48ZM18 160H21V159H18ZM22 160H23V159H22ZM33 160H34V159H33ZM43 160H44V159H43ZM93 160H94V159H93ZM100 160H101V159H99V161H100ZM110 160H111V159H110ZM2 161H3V160H2ZM48 161H49V160H48ZM48 161H47V162H48ZM50 161H51V160H50ZM74 161H77V159H76V160L73 159V161H72L73 164H76V165H77L78 163L81 162V159L79 158V161H80V162L78 161L77 163H74ZM107 161H108V160H107ZM111 161H112V160H111ZM215 161H216V160H215ZM240 161H241V160H240ZM14 162H15V161H14ZM36 162H37V161H36ZM67 162H68V161H67ZM67 162H65V163H67ZM90 162H91V161H90ZM104 162H106V161H104ZM220 162H221V161H220ZM255 162H256V161H255ZM16 163H17V162H16ZM33 163H35V162L33 161ZM37 163H39V162H37ZM49 163H51V162H49ZM54 163H55V162H54ZM65 163H64V165H65ZM68 163H69V162H68ZM39 164H40V163H39ZM62 164H63V163H62ZM69 164H70V165H73V164H71V163H69ZM105 164H106V163H105ZM160 164H161V163H160ZM205 164H206V163H205ZM208 164H209V163H208ZM233 164H234V163H233ZM18 165H19V164H18ZM41 165H42V164H41ZM41 165H39V166H41ZM56 165H57V163H56ZM56 165H55V166H56ZM59 165H60V164H59ZM109 165H110V164H109ZM236 165H237V164H236ZM19 166H20V165H19ZM19 166H18V167H19ZM36 166H37V165H35V168H36ZM39 166H37V169H38ZM62 166H63V165H62ZM73 166H74V165H73ZM106 166H107V165H106ZM173 166H174V167L176 166L177 168L179 167V166H177V165H173ZM173 166L170 168L171 170H172V168H174ZM14 167H15V166H14ZM57 167H58V166H57ZM176 167H175V168H176ZM226 167H227V166H226ZM12 168H13V167H12ZM64 168H65V167H64ZM101 168H102V167H101ZM106 168H108V167H106ZM175 168H174V169H175ZM177 168H176V169H177ZM179 168H180V169H178V170H179L180 172H179L178 174H180L182 170L185 171V170L183 169V168H184L183 166H182V168H181V167H179ZM231 168H232V167H231ZM10 169H11V168H10ZM55 169H56V168H55ZM59 169H60V167H59ZM170 169H169V170H170ZM181 169H182V170H181ZM238 169H239V168H238ZM14 170H15V169H14ZM19 170H20V169H19ZM23 170H24V169H22V170H20V171H23ZM38 170H39V169H38ZM61 170H62V169H61ZM64 170H65V169H64ZM66 170H67V169H66ZM66 170H65V171H66ZM11 171H13V169H11ZM35 171H36V170H35ZM58 171H59V170H58ZM183 171H182V172H183ZM37 172H38V171H37ZM39 172H40V171H39ZM168 172H169V175H170L171 171H168ZM173 172H174V170H173ZM192 172H194V171H192ZM22 173H23V172H22ZM24 173H25V172H24ZM26 173H27V172H26ZM53 173L55 174L56 172H53ZM53 173H51V175H53ZM57 173H58V172H57ZM68 173H69V172H68ZM114 173H116V172H114ZM121 173H122V172H121ZM121 173H120V174H121ZM124 173H125V172H124ZM27 174H29V175L31 174V175H32L33 172H32V173L30 172V173H27ZM34 174H35V173H34ZM39 174L41 175V172H40ZM181 174H182V173H181ZM16 175L18 176V172H16ZM40 175L38 176V175L35 174V176H37L36 178L41 177V176H45L46 174L44 173L43 175H41V176H40ZM56 175H57V174H56ZM69 175H72V174L69 173ZM81 175H83V173H82ZM84 175H85V173H84ZM84 175H83V176H84ZM125 175H126V174H125ZM171 175H172V173H171ZM171 175H170V176H171ZM174 175H175V174H174ZM176 175H177V174H176ZM14 176H15V174H14ZM32 176H34V175H32ZM47 176H49V175H47ZM47 176H46V177H47ZM73 176H74V175H73ZM73 176H72V177H73ZM76 176H77V175H76ZM79 176H80V175H79ZM23 177H24V174H23ZM26 177H27V176L25 175V178H26ZM50 177H51V176H50ZM60 177H61V176H60ZM117 177H118V174H117ZM171 177H172V176H171ZM197 177H198V175H197ZM7 178H8V177H7ZM14 178H15V177H14ZM32 178H33V177H32ZM74 178H75V177H74ZM118 178H119V177H118ZM118 178H117V179H118ZM172 178H173V177H172ZM26 179H27V178H26ZM28 179H29V178H28ZM75 179H76V178H75ZM86 179H87V178H84V180H85V181H84V182H85V186H84V187L88 186V180H86ZM121 179H122V178H121ZM128 179H131V178H128ZM128 179L126 178V180H128ZM257 179H258V178H257ZM76 180H77V179H76ZM78 180H80V179H78ZM78 180H77V181H78ZM200 180H201V179H200ZM255 180H256V179H255ZM10 181H11V180H10ZM17 181H18V180H17ZM37 181L39 182V178L37 179ZM52 181H53V180H52ZM67 181H68V180H67ZM81 181H82V180H81ZM122 181H125V180L122 179ZM132 181H133V180H132ZM252 181H253V180H252ZM263 181H264V180H263ZM38 182H37V183H38ZM54 182H55V181H54ZM72 182H73V181H72ZM79 182H80V181H79ZM177 182H178V181H177ZM37 183H36V181H35V185H37V186H34V185H33V188H32V190H31V192L33 191L34 188H35V189H36V188H39L38 185H40V184H37ZM39 183H40V182H39ZM45 183H46V182H45ZM55 183H56V182H55ZM80 183H81V182H80ZM209 183H210V182H209ZM215 183H216V182H215ZM253 183H254V182H253ZM258 183H259V182H258ZM132 184H133V183H132ZM211 184H212V183H211ZM18 185H19V184H18ZM24 185H25V184H24ZM42 185H44V184H42ZM78 185H79V184H78ZM78 185H75V186L77 187ZM62 186H63V185H62ZM80 186H81V185H80ZM185 186H186V185H185ZM211 186H212V185H211ZM222 186H223V185H222ZM6 187L9 189L8 186H6ZM81 187H83V186H81ZM98 187H99V185H98ZM181 187H182V186H181ZM223 187H224V186H223ZM16 188H17V187H16ZM86 188H87V187H86ZM91 188H93V191H94L95 193H98V194H96V196L99 195V192H96V190L94 189L93 186H92ZM215 188H216V187H215ZM246 188H247V187H246ZM10 189H11V188H10ZM63 189H64L65 191L62 190V191H63V192L61 191L62 194H63L64 192H66V187H65V185L63 186ZM109 189H110V188H109ZM6 190H7V189H6ZM17 190H18V189H17ZM37 190H38V189H36V191H37ZM105 190H106V189H105ZM110 190H111V189H110ZM239 190H240V189H239ZM7 191H9V190H7ZM11 191H12V190H11ZM34 191H35V190H34ZM36 191H35V192H36ZM82 191L84 192L85 190L82 188ZM90 191H91V189H90ZM93 191H92L90 194L93 193V195H94V192H93ZM197 191H199V190H197ZM213 191H214V190H213ZM223 191H224V190H223ZM48 192H49V191H48ZM61 192H60V195L58 194V195H55V196L53 197V198H54V201H55L54 203H56V202H58V201L61 202V200H62V199H61V196L64 197V195H61ZM71 192H73V191H71ZM71 192H70V194H71ZM83 192H82V193H83ZM101 192H103V190H100V195H102ZM105 192H106V191H105ZM22 193H23V192H22ZM73 193H74V192H73ZM109 193H110V192H109ZM109 193L106 194L107 197L109 196V198L112 197V198H110V199H116V200H114L115 203H113L112 200L110 201V203H111V204L113 203L112 205H114V206H115L116 204H118V203L120 204V202H122L123 199H124V198H123V197H124V194H123V196H122V200H120V197H121V196L117 198V197H114V196L109 195ZM0 194H1V193H0ZM24 194H25V192L23 193V195H24ZM29 194H30V193H29ZM37 194H38V192L36 193V195H35V194H34V195L37 196ZM64 194H65V196H66L67 194L69 195L68 192H67V194H66V193H64ZM113 194H114V193H113ZM151 194H152V193H151ZM16 195H17V194H14L15 197H16ZM34 195L32 194L31 196H33L36 200H39V199H40L39 201L42 202L41 198H38L39 195H38L37 197H35ZM46 195H47V194H46ZM93 195H92V198H93ZM135 195H136V194H134V195H132V196H135ZM144 195H145V194H138V196L136 195L137 197H134V199H135V198L137 199L138 197H140V198L143 199L144 197H146V196H144ZM230 195H231V194H230ZM17 196H18V195H17ZM19 196H20V195H19ZM25 196H26V195H25ZM47 196H48V195H47ZM51 196H52V195H50V197H51ZM59 196H60V198H59ZM70 196H71V195H70ZM85 196H86V194H85ZM90 196H91V195H90ZM125 196L127 197V195H125ZM234 196H235V195H234ZM33 197H31V200H32L33 202L35 201V202L38 203L39 201H36L35 199L33 200V199H32ZM71 197H72V196H71ZM73 197H75V195H73ZM126 197H125V199H126ZM129 197H131V195H130ZM129 197H128V198H129ZM226 197H227V196H226ZM11 198H12V195H11ZM20 198H22V196H20ZM20 198H19V199H20ZM28 198H29V197H28ZM55 198H59L58 201L55 200ZM65 198H66V197H65ZM99 198H100V197H99ZM152 198H153V197H152ZM152 198H150V199H152ZM12 199H13V198H12ZM19 199H18V200H19ZM44 199H45V198H44ZM44 199H43V200H44ZM60 199H61V200H60ZM93 199H94V198H93ZM107 199H108V198H107ZM136 199H135V200H136ZM22 200H24V201H23V204H27V202H29L30 199H29V200H28V199H26V200H25V199H22ZM27 200H28V201H27ZM45 200H47V198H46ZM71 200H72V199H71ZM75 200H76V201H77V200L80 201V196L78 197V199H77V198H76V199H73V201H75ZM119 200H120V201H119ZM147 200H149V199H147ZM153 200H154V199H153ZM47 201H48V200H47ZM49 201H51V200H49ZM81 201L83 202V200H81ZM81 201L78 202V204H81ZM95 201H97V200L95 199L94 202H95ZM116 201H117V202L119 201V202L117 203ZM136 201H137V200H136ZM142 201H143V202H142V205H143V203H144V204L149 203L148 201H146V198L143 199ZM157 201H158V200H157ZM225 201H226V200H225ZM21 202H22V201H21ZM24 202H26V203H24ZM62 202H63V201H62ZM92 202H93V201H92ZM92 202L89 203V204H92ZM94 202H93V203H94ZM162 202H163V201H162ZM30 203H32V202L30 201ZM54 203H52V201H51V205H53ZM58 203H59V202H58ZM101 203H103V202H101ZM122 203H123V202H122ZM35 204H36V203H35ZM39 204H40V203H39ZM63 204H64V203H63ZM99 204H100V202H99ZM108 204H109V201L105 203V205H108ZM119 204H118V205H119ZM123 204H126V203H123ZM127 204H129L128 201H127ZM127 204H126L125 206H127ZM152 204L155 205L154 202H153ZM161 204H162V203H161ZM17 205L20 206V204H17ZM37 205H38V204H37ZM40 205L43 207V204H40ZM112 205H108V206L110 207V206H112ZM147 205H148V204H147ZM147 205H144V207L146 206V210H147V212H148L149 214H153V215H155V214H156L155 212L157 211L158 207H157L156 211H154L155 209H154L153 207H150L151 204L149 205L150 208H147ZM153 205H152V206H153ZM21 206H22V205H21ZM27 206H28V205H27ZM32 206H34L33 203H32L29 207L32 208ZM48 206H49V205H48ZM53 206H54V205H53ZM92 206H93V204H92ZM92 206L89 207V208H91V209L88 208V209H89V212H90V211H93V212H92V216H95V215H96V213L94 214V211L100 210V212H101V210H103V209H104V211H105V207H106V206L103 205V206H101L102 209H96V210H95ZM122 206H124V205H122ZM35 207H37V209H40V208H41L39 205H38V206H35ZM39 207H40V208H39ZM46 207H47V206H46ZM116 207H118V209H119L120 206H117V205H116V206H115V209H116ZM140 207L142 208V206H140ZM163 207H164V206H163ZM165 207H166V206H165ZM169 207H170V206H169ZM24 208H25V207H24ZM49 208H51V207H49ZM49 208H48V211H49ZM55 208H56V207H55ZM62 208H63V207H62ZM120 208H121V207H120ZM132 208H133V207H132ZM134 208H135V207H134ZM137 208H138V207H137ZM238 208H239V207H238ZM241 208H242V207H241ZM22 209H23V208H22ZM26 209H27V208H26ZM33 209H34V208H33ZM56 209H57V208H56ZM106 209H107V211H110V212L112 211V210H109V208H106ZM126 209H127V207H126ZM34 210H36V209H34ZM50 210H51V209H50ZM120 210H121V209H120ZM123 210H125V209L123 208ZM123 210L120 212V214L129 211V208H128L126 211H123ZM36 211H39V210H36ZM36 211H35L34 213L37 214ZM65 211H66V210H65ZM86 211H87V210H86ZM107 211H105V212H107ZM97 212H98V211H97ZM113 212H114V211H113ZM118 212H119V211H118ZM118 212H117V214H118ZM129 212H130V211H129ZM147 212L145 213L144 211L142 212L141 210L135 208L134 215H136V214H137V215H143V216H144V214L149 215ZM244 212H245V211H244ZM22 213H24V212H22ZM53 213H54V212H53ZM53 213H51V214H53ZM62 213H64V214H60V212H58V213H56V214H57V215H56V214L54 213V216H55V217L57 216L56 218L60 217V215H61V217H62V215L65 216L64 209H63V212H62ZM66 213H67V212H66ZM98 213H99V212H98ZM58 214H60V215L58 216ZM125 214H127V213H125ZM125 214H123V215H125ZM15 215H16V214H15ZM37 215H38V214H37ZM66 215L68 216L69 213H67ZM127 215H128V214H127ZM127 215H126V218L128 217ZM153 215H151V216H153ZM216 215H217V214H216ZM20 216H21V215H20ZM54 216H53V217H54ZM103 216H104V215H103ZM24 217H25V216H24ZM24 217H23V219L26 218L25 222L29 220V219L27 220V217H28V216H26L25 218H24ZM30 217L33 218L32 215H30ZM30 217H28V218H30ZM39 217L41 218V216H39ZM39 217H38V218H39ZM101 217H102V216H101ZM134 217H135V216H134ZM138 217H139V216H138ZM138 217H135V218L139 219V218H141L142 216L139 217V218H138ZM153 217H154V216H153ZM163 217H164V216H163ZM16 218H18V217H16ZM42 218H43V217H42ZM42 218H41V219H42ZM56 218H55V220H58V219H56ZM62 218H65V217H62ZM68 218H69V217H68ZM83 218H84V217H83ZM122 218H123V216H122ZM126 218H125V219H126ZM142 218H144V217H142ZM142 218L140 219V221L142 220ZM157 218H159V217H157ZM59 219H61V218H59ZM75 219H76V218H75ZM100 219H101V218H100ZM125 219H123V220H124V224H125V221H126V225L128 226L127 221H128L130 218H129V219L127 218L128 220H127V219L125 220ZM137 219H136V220H137ZM12 220H14V218H13ZM30 220H31V218H30ZM30 220H29V221H30ZM80 220H81V222H82V218L80 219V217H79L78 221H80ZM120 220H121V218H120ZM151 220H152V219H151ZM151 220H150V221H151ZM155 220H156V219H155ZM174 220H175V219H174ZM178 220H179V219H178ZM61 221H64V219H61ZM61 221H60V222H61ZM76 221H77V219H76ZM101 221H103V220H101ZM117 221H119V220H117ZM143 221H146V224H147V220H144V219H143ZM153 221H154V220H153ZM175 221H176V220H175ZM37 222H38L39 224L42 225V223H40L39 221H37ZM56 222H57V221H56ZM58 222H59V220H58ZM60 222H59L60 225H58V223H56V224H57V227L65 228V226H67V224H68V223H65L66 221H64V223H63V222L60 223ZM83 222H84V224H83ZM83 222H82V224H83L85 227H87V226H86V223H85V222H87V220H86V221H83ZM88 222H89V221H88ZM96 222H97V221H96ZM134 222H135V221H134ZM136 222H137V221H136ZM156 222H158V221H156ZM205 222H206V221H205ZM14 223H15V221H14ZM62 223L65 224V226H64ZM97 223H100V222H97ZM101 223H102V222H101ZM16 224H17V222H16ZM27 224H30V223H27ZM77 224L80 225L78 222H77ZM91 224H92V223H91ZM116 224H117V223H116ZM118 224H120V225L122 226L123 221H122V223H121V221H120V223L118 222ZM143 224H145V223H143ZM143 224H142V225H143ZM146 224H145V226H146ZM152 224H155V225H153V226H156L157 223H152ZM158 224H159V222H158ZM191 224H192V223H191ZM83 225H81V226L84 227ZM87 225H88V224H87ZM75 226H76V225H75ZM93 226H95V225H93ZM97 226H98V225H97ZM123 226H125V225H123ZM127 226H125V227L127 228ZM145 226H144V227H145ZM157 226H158V225H157ZM157 226H156V227H157ZM190 226H191V225H190ZM200 226H201V225H200ZM100 227H101V226H100ZM135 227H136V226H135ZM146 227H148V224H147ZM146 227H145V228H146ZM150 227H151L152 229L154 228V227H152V226H150ZM150 227H149V228H150ZM55 228H56V227H55ZM61 228H59V231H57V234H59L60 232H62V234H63V231L61 230ZM79 228H81V227L79 226ZM102 228H103V227H102ZM136 228H137V227H136ZM136 228H133V230H134V231H137V230H135ZM171 228H172V227H171ZM17 229H18V228H17ZM98 229H99V228H98ZM174 229H175V228H174ZM224 229H225V228H224ZM57 230H58V228H57ZM60 230H61V231H60ZM63 230H65V229H63ZM81 230H82V228H81ZM86 230H87V229H86ZM96 230H97V229H96ZM103 230H104V229H103ZM103 230H99V231L97 232L98 235H100L102 232H104ZM153 230H154V229H153ZM165 230H166V229H165ZM17 231H19V229H18ZM22 231H23V230H21L20 232H22ZM24 231H25V230H24ZM27 231H29V230H27ZM27 231L25 232L26 234H27ZM65 231H66V230H65ZM100 231H101V232H100ZM125 231H126V230H125ZM127 231H129V230L127 229ZM163 231H164V230H163ZM179 231H180V230H179ZM20 232H18L19 235H20ZM76 232H78V231H76ZM119 232H120V231H119ZM169 232H170V231H169ZM172 232H173V231H172ZM177 232H178V231H177ZM234 232H235V231H234ZM18 233H17V234H18ZM81 233H82V232H81ZM81 233L79 234V236H77L78 238L75 237L74 239H76V240H77V239H81V241H82L85 237L82 239V238H81V237H82ZM83 233L86 234L87 232H83ZM97 233H96V234H97ZM115 233H116V231H115ZM123 233H124V232H123ZM125 233H127V232H125ZM125 233H124V234H125ZM132 233H133V232H132ZM159 233H160V232H159ZM30 234H31V233H30ZM62 234L60 233L58 236H60V235H62ZM75 234H76V233L74 232L73 235H75ZM77 234H78V233H77ZM85 234H83V235L85 236ZM102 234L104 235V233H102ZM133 234H135V233H133ZM164 234H165V233H164ZM170 234H171V232H170ZM175 234H176V233H175ZM235 234H236V233H235ZM259 234H260V233H259ZM259 234H258V235H259ZM44 235H45V234H44ZM80 235H81V237H80ZM117 235L121 237V238L117 239V241H119V240L122 239V238H123V239L125 238V237H122V236H121V233L118 234V232H117ZM122 235H123V234H122ZM129 235H130V234H127V238H126V240H128L129 238H132V237H130ZM247 235H248V234H247ZM69 236H70V235H69ZM71 236H72V235H71ZM100 236H102V235H100ZM104 236H105V235H104ZM104 236H103V237H104ZM118 236H117V237H118ZM133 236H135V235H133ZM166 236H167V235H166ZM171 236H172V235H171ZM221 236H222V235H221ZM236 236H237V235H236ZM263 236H264V235H263ZM46 237H47V236L45 235L44 239H45ZM79 237H80V238H79ZM86 237H87V238H85L84 240L88 239V235H87ZM145 237H146V236H145ZM212 237H213V236H212ZM255 237H256V236H255ZM259 237H260V236H259ZM261 237H262V236H261ZM59 238H60V237H59ZM139 238H140V237H139ZM152 238H153V237H152ZM171 238H172V237H171ZM173 238H174V236H173ZM177 238H178V237H177ZM182 238H183V237H182ZM46 239H47V238H46ZM55 239H56L55 242H57V238H56V237H55ZM74 239L70 240V243H71ZM108 239H109V238H108ZM132 239H133V238H132ZM132 239H131V240H132ZM134 239H135V238H134ZM239 239H240V238H239ZM259 239H260V238H259ZM262 239H263V238H262ZM262 239H261V240H262ZM53 240H54V238L52 239V241H53ZM99 240H100V237H99ZM131 240H130L129 242H131ZM173 240H176V239H173ZM233 240H234V239H233ZM253 240H254V239H253ZM20 241H21V240H20ZM46 241H47V240H46ZM46 241H45V242H46ZM59 241L61 242V238L58 240V242H57L56 244L60 243ZM74 241H75V240H74ZM77 241H78V240H77ZM133 241H134V240H133ZM133 241H132V242H133ZM166 241H167V240H166ZM49 242H50V241H49ZM55 242H54V243H55ZM75 242H76V241H75ZM85 242L87 243L86 245L90 244V242H88V241H84V243H85ZM101 242H102V239H101ZM127 242H128V241H127ZM132 242H131V243H132ZM54 243H53V245H54ZM70 243H69L68 245H70ZM73 243H74V242H73ZM84 243H83V244H81V242H80V243H77V244H75V247H76L78 244H80L81 247H82V246L84 245ZM118 243H119V242H118ZM131 243H129V244H131ZM181 243H182V242H181ZM41 244H43V245H42V249H45L44 246H46V247L48 248V246L50 245V244L48 243V241H47L45 244H44L43 242H42ZM46 244H48V246H47ZM71 244H72V243H71ZM95 244H96V243H95ZM119 244H120V243H119ZM149 244H151V241L149 242ZM149 244H148V245H149ZM168 244H169V243H168ZM170 244H171V243H170ZM222 244H223V243H222ZM233 244H234V243H233ZM259 244H260V243H259ZM73 245H74V244L71 245V248H72V247L75 248ZM80 245H78V246H80ZM86 245H84V247H85ZM127 245H128V244H127ZM219 245H220V244H219ZM247 245H248V244H247ZM39 246H40V245H39ZM58 246H60V245H58ZM58 246H57V247H58ZM78 246H77V248H78ZM104 246H105V244H104ZM110 246H112V245H110ZM113 246H114V245H113ZM113 246H112V247H113ZM120 246H121V245H120ZM129 246H130V245H129ZM172 246H173V245H172ZM176 246H177V245H176ZM176 246H173V247H176ZM32 247H33V246H32ZM37 247H38V246H37ZM40 247H41V246H40ZM57 247H56V248H57ZM60 247H61V246H60ZM60 247H59V249H60ZM84 247H83L82 249H80V250L82 251V250L84 249ZM87 247H88V246H87ZM102 247H103V246H102ZM117 247H118V246H117ZM130 247H131V246H130ZM143 247H144V246H143ZM218 247H219V246H218ZM229 247H230V246H229ZM242 247H243V245H242ZM38 248H39V247H38ZM53 248H54V250H55V246H54ZM66 248H67V250H68L69 246L66 247ZM77 248H76V249H77ZM88 248H89V247H88ZM88 248H87L86 250H88ZM106 248L109 249L110 252H109ZM113 248L116 249V247H113ZM119 248H120V247H119ZM119 248H117V249H119ZM132 248H133L132 251L137 252V251L134 250V246H132ZM135 248H137V247H135ZM144 248H146V247H144ZM177 248H179V247H176V249H177ZM234 248H235V246H234ZM234 248H233V249H234ZM257 248H258V247H257ZM1 249H2V248H1ZM57 249H58V248H57ZM57 249H56V250H57ZM76 249H72V250L76 251ZM78 249H79V248H78ZM102 249H104V250L106 249V250H107V251H106V254H109V255H110V253H112V251H111L112 249H110V248H108V247H106V246L103 247ZM146 249H147V248H146ZM174 249H175V248H174ZM176 249H175V250H176ZM236 249H237V248H236ZM39 250H40V249H39ZM48 250H50V249L48 248ZM84 250H85V249H84ZM99 250L102 251L101 249H99ZM119 250H120V249H119ZM177 250H178V249H177ZM30 251H31V250H30ZM41 251H43V250H41ZM41 251H39V252H41ZM70 251H71V249H70ZM81 251H78V252H79L80 254H82ZM130 251H131V250H130ZM178 251H179V250H178ZM229 251H230V250H229ZM259 251H260V250H259ZM66 252H69V251H66ZM72 252H73V251H72ZM78 252H75V254L78 253ZM82 252H83V251H82ZM107 252H109V253H107ZM119 252H120V251H119ZM54 253H56V252H54ZM93 253H94V252H93ZM103 253H104V251H103ZM125 253H126V252H125ZM128 253H129V252H127V254H128ZM141 253H142V252H141ZM32 254H36V255H38L37 253H34V252H32ZM67 254H68V253H66V256H67ZM71 254H72V253H71ZM71 254H70V255H71ZM75 254H73V255H75ZM89 254H91V253H89ZM94 254H95V253H94ZM94 254H93V255H94ZM101 254H102V253H101ZM106 254H105V255H106ZM171 254H172V253H171ZM209 254H210V253H209ZM246 254H247V253H246ZM246 254H245V255H246ZM1 255H3V254H1ZM70 255H68V256H69L68 259L66 258L67 261H68V264H69L70 259H71L72 257L75 258V256H72V255L70 256ZM109 255H108V256H109ZM136 255H137V253H136ZM136 255H134V256H136ZM147 255H149V254H147ZM147 255H146V256H147ZM161 255H162V254H161ZM206 255H207V254H206ZM248 255H249V254H248ZM263 255H264V254H263ZM66 256H65V257H66ZM106 256H107V255H106ZM106 256H102V257L105 258ZM108 256H107V257H108ZM112 256H113V257H112ZM120 256H121V255H120ZM128 256H129V255H128ZM140 256H141V255H140ZM140 256H139V257H140ZM142 256H143V255H142ZM149 256H150V255H149ZM168 256H169V255H168ZM170 256H171V255H170ZM174 256H175V254H174ZM258 256H259V255H258ZM78 257H80V255L76 256L77 259H78ZM94 257H95V256H94ZM102 257H101V258H102ZM107 257H106V259H107L108 261H110L109 258L111 257V258H110V259H111L110 264H111V263H114V264L117 263V262H115V261H116L115 259H117L118 257H116V255H114L113 253H112V255H110V257H108V258H107ZM114 257H116V258H114ZM121 257H122V256H121ZM139 257L137 256L136 258L140 259ZM144 257H145V256H144ZM180 257H181V256H180ZM232 257H233V256H232ZM49 258L52 259L50 256H49ZM96 258H97V256H96ZM141 258H142V257H141ZM158 258H159V257H158ZM176 258H178V257H176ZM209 258H210V257H209ZM4 259H5V258H4ZM32 259H33V258H32ZM32 259H31V261H32ZM66 259H64V261H65ZM92 259H93V258H92ZM97 259H98V258H97ZM124 259H126V257L124 258V256H123V257H122L123 262H124ZM138 259H137V262H138ZM245 259H246V258H245ZM75 260H76V259H75ZM75 260H74V261H75ZM99 260H101V262H102V261L105 260V259H103V260H102V259H99ZM182 260H183V259H182ZM220 260H221V259H220ZM248 260H249V259H248ZM250 260H251V258H250ZM252 260H253V259H252ZM252 260H251V262H254V261H252ZM67 261H66V262H67ZM117 261H119V259H118ZM144 261H145V260L143 259V262H144ZM246 261H247V259H246ZM246 261H244V262L246 263ZM1 262H2V261H1ZM1 262H0V264H1ZM4 262H5V261H4ZM4 262H2V263L4 264ZM103 262H104V261H103ZM105 262H106V260H105ZM105 262H104V263H105ZM133 262H134V260H133ZM137 262H136V260H135V263H137ZM239 262H240V261H239ZM248 262H249V261H248ZM248 262H247V263H248ZM89 263H93V261H92V262H89ZM89 263H88V264H89ZM95 263H96V260H95ZM108 263H109V262H108ZM130 263H131V262H130ZM138 263H139V262H138ZM165 263H166V262H165ZM205 263H206V262H205ZM245 263H244V264H245ZM63 264H64V263H63ZM96 264H97V263H96ZM106 264H107V262H106ZM132 264H133V263H132ZM163 264H164V263H163ZM192 264H193V263H192ZM240 264H243V263H240ZM248 264H250V262H249ZM252 264H253V263H252ZM257 264H258V263H257Z\"/></svg>",
    "mask_w": 264,
    "mask_h": 264
}]
</instances>
